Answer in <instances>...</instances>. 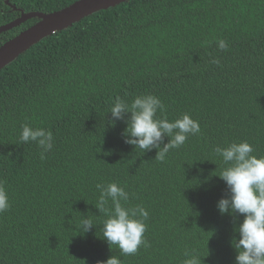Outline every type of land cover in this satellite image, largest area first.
Listing matches in <instances>:
<instances>
[{"label": "trees", "instance_id": "trees-1", "mask_svg": "<svg viewBox=\"0 0 264 264\" xmlns=\"http://www.w3.org/2000/svg\"><path fill=\"white\" fill-rule=\"evenodd\" d=\"M77 1L0 0V26ZM37 22L0 34V46ZM145 94L164 104L158 118L186 113L200 124L163 162L157 150L124 142L125 120L108 123L117 97L130 104ZM24 124L53 133L45 159L35 142L19 141ZM242 141L264 156V0H127L53 33L0 71V182L10 202L0 213V264H97L111 255L183 264L185 252L201 264H235L243 216L217 208L229 193L214 149ZM113 182L129 193L125 207L149 213V246L135 255L103 239L97 185ZM84 216L94 224L85 235Z\"/></svg>", "mask_w": 264, "mask_h": 264}, {"label": "clouds", "instance_id": "clouds-1", "mask_svg": "<svg viewBox=\"0 0 264 264\" xmlns=\"http://www.w3.org/2000/svg\"><path fill=\"white\" fill-rule=\"evenodd\" d=\"M218 47L227 49V42L219 40ZM212 63L219 64L218 60ZM165 106L159 97L152 94L139 95L132 102L126 103L119 97L110 108L111 120H125L127 127L122 133L124 142L142 150L144 153L157 150L155 159L163 162L172 149L181 147L189 136L200 133V124L189 114H182L175 120L166 117L158 118ZM19 141L35 142L41 149L40 159L53 148L54 137L50 130L43 127L21 126ZM165 137L169 138L164 143ZM163 145V146H161ZM214 152L222 158L226 165L218 176L228 189V195L217 202L221 215L243 216L239 224L238 238L231 241L237 255L235 264H264V156L253 155L254 148L247 141L232 142L226 147L217 146ZM100 195L95 207L104 212L107 218L103 222V239L109 246L116 245L122 256L135 255L141 246L148 247L144 238L149 213L143 206L125 207L129 193L117 183L98 184ZM111 202V207H107ZM10 208L9 195L0 182V213ZM94 227L93 219L88 216L81 218L80 231L87 234ZM183 264H201L198 255L185 252ZM97 264H122L117 256H110Z\"/></svg>", "mask_w": 264, "mask_h": 264}, {"label": "water", "instance_id": "water-1", "mask_svg": "<svg viewBox=\"0 0 264 264\" xmlns=\"http://www.w3.org/2000/svg\"><path fill=\"white\" fill-rule=\"evenodd\" d=\"M127 0H79L60 11L43 14L31 12L22 14L16 20L0 26V34L8 32L31 19L39 22L22 31L14 38L0 46V71L13 62L19 55L32 46L38 44L56 32L67 30L71 25L78 23L99 11L113 8Z\"/></svg>", "mask_w": 264, "mask_h": 264}]
</instances>
